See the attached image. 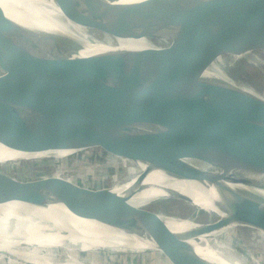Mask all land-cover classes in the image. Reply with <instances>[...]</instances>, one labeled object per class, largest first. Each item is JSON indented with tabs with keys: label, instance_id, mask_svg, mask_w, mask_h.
I'll list each match as a JSON object with an SVG mask.
<instances>
[{
	"label": "water",
	"instance_id": "water-1",
	"mask_svg": "<svg viewBox=\"0 0 264 264\" xmlns=\"http://www.w3.org/2000/svg\"><path fill=\"white\" fill-rule=\"evenodd\" d=\"M53 1L71 30L39 28L0 5V145L46 152L24 159L37 161L93 152L116 175L130 177L87 184L58 162L18 177L4 168L20 160L3 162L0 203L63 204L120 236L131 234L128 240L155 245L160 252L131 243L161 264L237 261L214 242L221 234H211L230 224L264 234V201L232 186L256 185L241 171L264 179V99L257 95L264 93L249 69L259 64L255 53L264 60V0ZM73 26L90 40L145 38L150 46L83 54L84 41L69 33ZM137 163L144 165L138 173ZM153 170L210 187L224 215L199 203L210 219L132 203ZM167 215L196 225L175 229ZM195 240L220 260L198 253Z\"/></svg>",
	"mask_w": 264,
	"mask_h": 264
},
{
	"label": "bare ground",
	"instance_id": "bare-ground-1",
	"mask_svg": "<svg viewBox=\"0 0 264 264\" xmlns=\"http://www.w3.org/2000/svg\"><path fill=\"white\" fill-rule=\"evenodd\" d=\"M120 1L127 2L133 0ZM0 5L10 16L23 22L30 20V24H34L39 28H47L51 31L63 30L64 32L71 30L69 22L58 20L62 18V15L60 8L53 0H0ZM69 33L76 34L84 41V47L81 48L83 54H91L112 47L138 48L150 46V42L145 38H114L113 40L109 39L106 41L90 40L89 35L84 33L81 27L76 26H73L72 31ZM257 95L260 96L259 94ZM45 153L16 151L0 145V163L8 159L27 158L30 156L40 158ZM63 153L65 152H60L56 155H63ZM143 169L144 166L136 173ZM241 172L256 183V185L238 183L232 186L264 201V186H262L264 185V179L249 171ZM129 183V181L124 183L123 190L126 189ZM143 184L146 188L131 198L130 201L132 203L144 205L149 201L168 197L171 193L176 192L184 197L190 196L192 200L188 197L182 200L193 205L194 208L199 203L211 212H215L217 216L224 215V212L218 210L214 205V191L210 187L206 188L196 181L172 176L161 170H153L145 176ZM209 199H213V204ZM163 218L175 229L196 225L191 220H178L170 215ZM234 225L237 224L222 227L211 235L224 234V232ZM115 231L109 226L95 220L75 215L63 204L43 205L37 202L33 203L27 198L12 199L0 203V261L8 258L20 261L21 263L25 261L32 264H81L82 261L80 262L77 258L75 251L90 252L104 248H108L111 251L126 249L136 253L143 251L131 244L133 241H140V238L135 236V240L132 241L133 238L128 240L126 238L128 235L132 236L131 234L120 236ZM136 243L159 251L155 245L153 246V244L147 241ZM191 243L195 245L196 250L201 255L215 261L219 259L217 254L209 248L201 246L196 240L191 241ZM62 252L65 255H62ZM220 261V264H245L242 260L238 259L235 262L234 260Z\"/></svg>",
	"mask_w": 264,
	"mask_h": 264
},
{
	"label": "rangeland",
	"instance_id": "rangeland-1",
	"mask_svg": "<svg viewBox=\"0 0 264 264\" xmlns=\"http://www.w3.org/2000/svg\"><path fill=\"white\" fill-rule=\"evenodd\" d=\"M255 59L259 62L258 66H253L249 69L251 73V80L257 83L256 89L261 93H264V84L262 82V76L264 73V60L261 55L255 53ZM261 58V59H260ZM262 74H260V72ZM252 87V83H250ZM263 99V94H259ZM36 158L33 156L27 158L8 159L3 162L18 161L17 164L9 169L4 168L7 172L14 174L18 177L28 176L35 172H41L42 170H53V166H56L58 162L61 167L68 170V173L75 177H82L87 184H99L101 182L105 184L113 183L116 178L119 181L129 178L130 175L127 171L119 170L117 175L112 170L111 166H107L98 154L86 151L74 153L64 156L62 158H44L42 160H24ZM144 165L137 163L136 169L140 170ZM116 175V176H115ZM176 200V201H175ZM156 203V204H154ZM158 203V204H157ZM152 206L160 211L166 213H173L181 216L194 217L200 220H208L211 218L205 212L199 211L194 208L193 205L186 203L184 200H179L170 197H162L152 201ZM231 225V224H230ZM235 230V231H234ZM234 231V232H233ZM217 243L223 244V251L230 254L234 259L242 260L245 264H264V234L251 227L242 225H234L232 228L224 232L217 237ZM224 242V243H223ZM235 243V244H234ZM245 249V250H244ZM231 250V251H230ZM127 251V252H126ZM230 251V252H229ZM160 252V250L158 251ZM250 254H249V253ZM247 253V254H246ZM65 255L64 252L61 253ZM77 258L81 264H161L160 261L152 255H148L145 252L136 253L134 251L114 250L111 251L108 248L92 250L90 252L75 251ZM257 259V260H256ZM6 261V262H5ZM19 264L20 261L4 258L0 261V264ZM21 264H32L24 263Z\"/></svg>",
	"mask_w": 264,
	"mask_h": 264
}]
</instances>
